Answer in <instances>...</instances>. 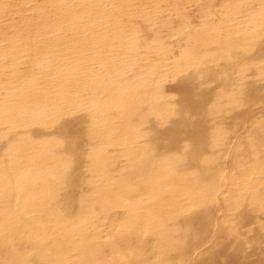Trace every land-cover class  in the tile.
Listing matches in <instances>:
<instances>
[{"label":"bare ground","instance_id":"6f19581e","mask_svg":"<svg viewBox=\"0 0 264 264\" xmlns=\"http://www.w3.org/2000/svg\"><path fill=\"white\" fill-rule=\"evenodd\" d=\"M249 76L264 81V0H0V264L224 247L242 215L203 217L229 193L264 209V120L236 135L217 115L205 139L202 123L251 106Z\"/></svg>","mask_w":264,"mask_h":264},{"label":"rangeland","instance_id":"374dc122","mask_svg":"<svg viewBox=\"0 0 264 264\" xmlns=\"http://www.w3.org/2000/svg\"><path fill=\"white\" fill-rule=\"evenodd\" d=\"M72 9H75L69 6ZM189 14L193 17L195 23H197V11L188 10ZM196 17V18H195ZM192 19V20H193ZM248 81L252 82L247 86H243V90H246L249 98H252L255 102L252 105L241 106L236 108L227 109L226 112H217L211 117H207L203 123V132L206 138L207 134L211 132V127L213 126V118L220 115L223 126L225 125L229 129H236V135L247 133L248 129L251 127L258 126V122L264 120V81L256 80L255 76H249ZM167 93L179 95V89L175 81H170L166 83ZM207 86L204 88V94L209 98H215L218 93V89ZM190 97H196L192 92L186 91ZM227 108V106H224ZM248 114V115H247ZM260 138L264 141V131L260 130ZM233 133V134H235ZM232 135V134H230ZM236 135L229 136V143L236 142ZM208 137V136H207ZM231 198V194L222 197L221 200L213 202L209 209L212 211L211 214H207L203 217V221L208 225V230H216L217 226L225 222V216L227 214H238L242 215V221L240 228H228L229 233L238 232L237 237L231 235L223 238L224 247H210V250L199 256L196 260L192 261L191 257L189 260L183 261L181 264H227L231 255L234 257V264H264V209H259L252 211L251 204H240L243 208L239 211L233 208V203L236 201ZM264 207V206H263ZM229 219V217H228ZM227 219V220H228ZM225 230V228H224ZM142 244H138L137 248L141 253L145 255L142 256L143 260L151 262L153 260L152 249H155L153 244L146 243V239H141ZM121 252L127 253L124 247H120ZM106 257L109 259V253H105ZM4 264H13V261L5 262Z\"/></svg>","mask_w":264,"mask_h":264}]
</instances>
